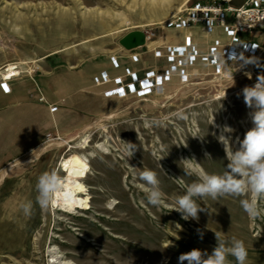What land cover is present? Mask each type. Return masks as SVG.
I'll return each mask as SVG.
<instances>
[{
    "label": "rangeland",
    "instance_id": "1",
    "mask_svg": "<svg viewBox=\"0 0 264 264\" xmlns=\"http://www.w3.org/2000/svg\"><path fill=\"white\" fill-rule=\"evenodd\" d=\"M163 1L0 0V84L12 78L7 77L10 67L18 72L14 80L38 87H48L54 78L63 85L80 81V72L95 73L107 64L110 73L109 57L124 52L121 38L147 27L158 32L175 9L191 3ZM144 60L153 66L151 58ZM259 60L264 65V57ZM195 66L186 69L187 80H175L157 97L90 101L87 109L63 111L57 134L10 167L11 179L0 190V264H180V255L193 249L211 254L215 232L243 240L246 264H264V212L250 218L240 205L243 197L197 199L206 209L198 220H185L173 210L176 197L200 173H224L228 161L216 126H230L234 131L225 135L239 146L236 138L242 140L253 127L242 89L264 74V67L245 59L235 64L236 71L233 64L221 73L202 62ZM62 104L57 108L67 101ZM126 143L136 145L129 158ZM188 159L194 160L183 161ZM70 162L79 166L71 168ZM189 164L196 172L192 176L183 171ZM144 168L158 175L164 194L160 207L147 203L138 178ZM53 170L64 178L65 188L75 186L81 207L40 208L37 178ZM27 201L33 204L30 217L19 210ZM259 206L264 210V200Z\"/></svg>",
    "mask_w": 264,
    "mask_h": 264
},
{
    "label": "clouds",
    "instance_id": "2",
    "mask_svg": "<svg viewBox=\"0 0 264 264\" xmlns=\"http://www.w3.org/2000/svg\"><path fill=\"white\" fill-rule=\"evenodd\" d=\"M244 59L245 63L264 67L257 57ZM233 67L234 71L238 70L235 63ZM234 71H229L232 85ZM246 75L251 78L249 73ZM242 95L245 105L252 110L249 115L253 127L246 131L242 140L239 137L236 138V143L239 146L234 148L231 137L225 135V133H232L234 130L228 125L216 126L220 128V134L216 138L224 145L228 163L223 174L200 173L197 182L188 185L185 193L176 197V207L173 210L181 213L185 220L190 218L198 220V213L206 209L197 204L196 200H203L207 197L214 200L223 196L243 197L240 200V205L252 219L261 218L262 212H264L259 206V201L264 200V74L257 77L254 85L245 86L242 89ZM224 97L225 94L222 98ZM126 144L129 158L136 151V145ZM205 156L207 159H211L210 154L205 153ZM161 159L163 158H160L159 161ZM189 160L194 159L183 161ZM183 171L186 176L196 174L190 164L183 168ZM138 178L145 185L147 203L153 207H160L164 194L157 173L144 168L139 171ZM36 190V202L41 209L51 207L60 199H71V194L65 191L64 178L55 170L44 172L37 178ZM32 208L31 201L21 203L19 206L20 212L25 217L32 215ZM197 231L202 238L203 233L199 229ZM215 237L217 244L211 254L207 251L193 249L180 255V264H183L184 261H187V264H231L228 259L230 256L235 259V264H246L248 251L243 240L235 237L226 239L219 232H215Z\"/></svg>",
    "mask_w": 264,
    "mask_h": 264
},
{
    "label": "crops",
    "instance_id": "3",
    "mask_svg": "<svg viewBox=\"0 0 264 264\" xmlns=\"http://www.w3.org/2000/svg\"><path fill=\"white\" fill-rule=\"evenodd\" d=\"M188 34L191 35L193 44L200 54L207 53L215 39H220L223 43L228 41L222 30L205 36L198 28L192 29L189 33L184 30L161 28L157 32L156 38L148 42L146 46L131 51L124 50L121 54L110 56L109 61L111 60L113 63L110 73L105 70L106 67H110V64H107L98 68L95 73L80 72V81L74 79L64 85L60 78L52 79L48 87L42 84L38 87L30 80H14L10 84V91L6 92L0 84V190L11 179L10 167H18L19 161L38 150L47 134H57V130L61 126L63 111L87 109V104L90 101L121 100L115 93V78H124L126 68L131 69L140 78L148 70L162 73L168 69V64L164 57L158 59L155 53L160 51L165 54L168 47L184 45ZM133 57H136L138 61L134 62ZM145 58H151L154 61L153 66H150L144 60ZM119 61L123 63L121 64ZM114 62L118 64V67H115ZM133 63L140 65V69H135L132 66ZM99 71L100 75L106 73L109 81H102L97 76ZM175 80L177 82L179 80L176 75L164 85L162 94ZM31 91L33 96L30 95ZM40 96L44 98L45 102L38 100ZM151 96L157 97L156 94ZM129 97L136 98V96ZM62 100H66L68 105L58 107L55 112H51L50 106L63 105Z\"/></svg>",
    "mask_w": 264,
    "mask_h": 264
},
{
    "label": "built area",
    "instance_id": "4",
    "mask_svg": "<svg viewBox=\"0 0 264 264\" xmlns=\"http://www.w3.org/2000/svg\"><path fill=\"white\" fill-rule=\"evenodd\" d=\"M190 2L159 26L184 30L188 33L192 29L198 28L205 36L222 30L228 39L227 43L215 39L207 53L200 54L193 44L191 35L188 34L184 45L168 47L165 54L160 51L155 53L158 59L164 57L168 64V69L162 73L148 70L140 78L131 69L126 68L124 78H115V93L119 98L129 96L145 98L152 94H162L164 85L174 75L178 76L182 83L183 79L187 80L191 75L186 69L194 67L199 62L207 64L221 73L226 64H237L248 57H264V41L260 39L264 31V0H191ZM234 4H239V6L235 7ZM157 30V28L148 27L143 31L147 43L156 38ZM253 33L258 34L259 39L256 35L250 39H247L248 36H244ZM133 61L137 62L138 59L133 57ZM114 63L115 67H118V64ZM15 78L16 76L10 80H2V86L6 92L10 91L9 83ZM102 79L104 82L109 81L106 73L102 75ZM120 90H123V94ZM38 100L45 102L42 96ZM50 110L55 112L57 107L50 106ZM51 138V134L45 136L46 140Z\"/></svg>",
    "mask_w": 264,
    "mask_h": 264
},
{
    "label": "bare ground",
    "instance_id": "5",
    "mask_svg": "<svg viewBox=\"0 0 264 264\" xmlns=\"http://www.w3.org/2000/svg\"><path fill=\"white\" fill-rule=\"evenodd\" d=\"M184 1H185L184 3H186L189 0H184ZM182 9H183V4H182L181 7H178L177 9H175L176 11L174 12V14L171 15L170 18H172L176 13H178ZM163 24H160V25H163ZM17 75H18V72L14 71V68L10 67L9 68V72L7 74V77H14V76H17ZM69 166L71 168H73V167H78L79 165L76 164V163L70 162L69 163ZM65 191H67V192H69L71 194V199H68V200L60 199L57 203H55V207L56 206H60L62 209H64L66 212H68V211L75 210V209H77V208H79V207H81L83 205V200L77 196L75 186H71V187L70 186H67L65 188Z\"/></svg>",
    "mask_w": 264,
    "mask_h": 264
},
{
    "label": "water",
    "instance_id": "6",
    "mask_svg": "<svg viewBox=\"0 0 264 264\" xmlns=\"http://www.w3.org/2000/svg\"><path fill=\"white\" fill-rule=\"evenodd\" d=\"M119 43L124 50L131 51L146 46L147 41L142 31H132L121 38Z\"/></svg>",
    "mask_w": 264,
    "mask_h": 264
},
{
    "label": "snow or ice",
    "instance_id": "7",
    "mask_svg": "<svg viewBox=\"0 0 264 264\" xmlns=\"http://www.w3.org/2000/svg\"><path fill=\"white\" fill-rule=\"evenodd\" d=\"M7 90V89H6ZM121 91V94H123V90H120Z\"/></svg>",
    "mask_w": 264,
    "mask_h": 264
}]
</instances>
